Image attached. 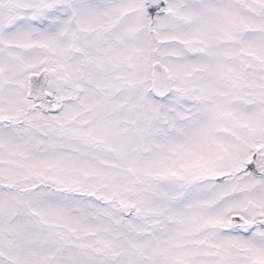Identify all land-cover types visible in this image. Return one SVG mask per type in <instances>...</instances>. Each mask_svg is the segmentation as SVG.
<instances>
[{
  "label": "snow or ice",
  "instance_id": "obj_1",
  "mask_svg": "<svg viewBox=\"0 0 264 264\" xmlns=\"http://www.w3.org/2000/svg\"><path fill=\"white\" fill-rule=\"evenodd\" d=\"M0 264H264V0H0Z\"/></svg>",
  "mask_w": 264,
  "mask_h": 264
}]
</instances>
